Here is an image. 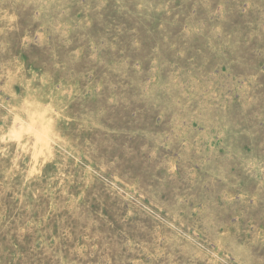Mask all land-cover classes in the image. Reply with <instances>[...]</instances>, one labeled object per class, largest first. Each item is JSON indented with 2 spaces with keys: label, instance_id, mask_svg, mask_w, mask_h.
Segmentation results:
<instances>
[{
  "label": "rangeland",
  "instance_id": "obj_1",
  "mask_svg": "<svg viewBox=\"0 0 264 264\" xmlns=\"http://www.w3.org/2000/svg\"><path fill=\"white\" fill-rule=\"evenodd\" d=\"M0 264H264V0H0Z\"/></svg>",
  "mask_w": 264,
  "mask_h": 264
}]
</instances>
